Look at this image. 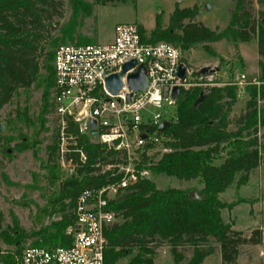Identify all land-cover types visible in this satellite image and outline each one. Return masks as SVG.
I'll list each match as a JSON object with an SVG mask.
<instances>
[{"label": "trees", "instance_id": "1", "mask_svg": "<svg viewBox=\"0 0 264 264\" xmlns=\"http://www.w3.org/2000/svg\"><path fill=\"white\" fill-rule=\"evenodd\" d=\"M256 2L260 6L259 14L264 17V0ZM60 6V0H0V109L17 88H27L31 83L41 87L43 104H50L46 99L53 85L54 48L50 42L46 46L43 42L49 38L50 22L53 16L60 14ZM250 8V0H235L229 21L220 31L194 19L195 4L191 7L175 6L169 14L168 27L164 29L160 26L159 15H155L150 38L177 41L181 49L194 43L217 40L227 34L247 40L249 32L255 33L258 82L246 85L247 98L242 112L233 121V127H229V113L236 101L234 85L214 84L207 91L193 86L180 92L176 98V120L165 130L171 149L161 155L152 170L155 176L183 180L195 178L201 187L196 195L189 196L188 189L160 188L153 180L146 179L115 199L111 207L118 219L103 230L106 238L103 264H114L133 249L126 264H151L158 240L166 242L174 262L183 258L178 247L188 246L191 253L184 264H199L212 251L209 237L217 242L220 264H236L241 244L260 241L258 228L245 236L232 229L230 222L221 219L220 210L226 204L218 198V193L228 185L244 184L259 157L255 132L257 125H264V102L257 105V100H264V20L260 19L255 26ZM71 29L72 25L64 28L63 35L73 40ZM87 42H90L89 38L78 35L73 43ZM200 91L202 96L194 104ZM16 114L25 115L19 111ZM5 125L6 121L0 122V129ZM20 142L23 147L28 145L25 137H21ZM222 142L228 143L230 148L223 159L215 163L213 158ZM46 147L47 154L40 163L45 180L48 183L56 181L52 198L58 201L60 215L38 229L39 239L32 244L49 247L68 243L69 237L64 234V227L72 220L68 210L77 191L95 180L89 175L59 180L56 133ZM12 227H17L15 217H12ZM19 238L16 230L14 237L8 239L9 243H15L16 249L0 252V263H14Z\"/></svg>", "mask_w": 264, "mask_h": 264}, {"label": "built area", "instance_id": "2", "mask_svg": "<svg viewBox=\"0 0 264 264\" xmlns=\"http://www.w3.org/2000/svg\"><path fill=\"white\" fill-rule=\"evenodd\" d=\"M133 60L112 93L105 78ZM182 74L179 75V67ZM211 67V66H210ZM50 105L57 120L56 163L59 180L92 176L95 182L80 188L71 206L72 220L64 227L67 244L27 245L16 264H103V230L115 217V199L143 180H152V167L170 151L165 132L176 120V98L199 85L231 84L235 94L257 83L237 72L226 82H214L213 73L192 70L169 41H149L135 21L114 24L105 42L60 43L52 56ZM139 70L145 85L132 90L127 74ZM178 87L176 97L173 87ZM167 121L164 129L158 124Z\"/></svg>", "mask_w": 264, "mask_h": 264}, {"label": "rangeland", "instance_id": "3", "mask_svg": "<svg viewBox=\"0 0 264 264\" xmlns=\"http://www.w3.org/2000/svg\"><path fill=\"white\" fill-rule=\"evenodd\" d=\"M60 1V14L52 17L48 28L50 35L43 42L44 46L50 42L53 49L60 43H73L78 35L89 38L90 42L109 41L115 23L135 21L149 41H169L177 46L180 56L192 70L201 65L216 66L217 72L212 80L226 82L237 72L244 73L247 79L257 77L255 33L249 32L247 40L227 34L217 40L191 44L185 49H181L177 41L162 37L150 38L156 14L164 29L168 27V17L175 6L191 7L193 4L197 8L194 19L220 31L229 21L235 0H105L103 3L101 0ZM250 2V17L257 26V22L264 20V17L258 12L260 6L256 0ZM85 6L88 8H84ZM87 9H90L89 13ZM69 25H72L73 40L63 35V29ZM43 97L41 87L31 83L27 88H17L0 109V122L6 121L5 128L0 129V252H13L16 249L15 243H9L8 239L13 238L17 230L20 238L13 264H16L23 247L33 245V241L39 239L38 229L51 220L58 219L60 215L58 201L52 198L56 181L48 183L45 180L40 163L47 154L46 145L51 143L57 131L56 116L50 104H43ZM246 98V92L236 95L229 113V127H233L234 119L242 112ZM49 101L50 93L46 103H50ZM262 102L264 100H257V105ZM17 111L25 115H17ZM255 133L259 143L257 165L251 169L244 184L236 186L232 183L218 193V198L226 204L220 210L224 222H230L232 229L239 230L245 236L254 228L260 231L258 243H243L238 247L236 264H264V125H257ZM21 137L27 139L26 147L22 146ZM34 147L37 148L36 151L33 150ZM229 148L228 143H220L213 162L221 161ZM2 149L11 150L5 152ZM152 180L160 188L180 187L194 192V195L201 187L195 178L183 180L153 174ZM68 211L71 213V208ZM12 217H15L16 228L12 227ZM115 219L118 218L115 216L113 221ZM208 240L213 245L212 251L199 264H220L217 242L211 237ZM178 249L183 258L174 262L166 242L158 240L155 242L151 264H184L191 248L179 246ZM133 252L134 249L128 255L118 258L114 264H126Z\"/></svg>", "mask_w": 264, "mask_h": 264}, {"label": "water", "instance_id": "4", "mask_svg": "<svg viewBox=\"0 0 264 264\" xmlns=\"http://www.w3.org/2000/svg\"><path fill=\"white\" fill-rule=\"evenodd\" d=\"M133 64V60H129L127 62H124L121 65V69L117 72L111 73L109 74L106 78H105V84L106 87L112 92L115 93L118 88L121 86V80H120V76L121 74L129 67H131ZM182 67H179V75L182 74ZM215 70H217V67H210L208 65H201L198 68V72L202 73V74H207V73H213ZM127 83L128 86L132 89V90H138L144 87L145 85V77L144 74L139 71V70H135L133 72H130L127 74ZM178 93V87H173L172 90V96L176 97ZM202 96V91H200L194 101V104H196L197 102H199L200 98ZM168 122L167 121H162L158 124V128L159 129H164L165 127H167ZM189 196H194V192L189 191Z\"/></svg>", "mask_w": 264, "mask_h": 264}]
</instances>
